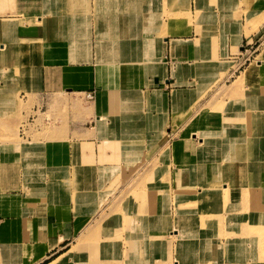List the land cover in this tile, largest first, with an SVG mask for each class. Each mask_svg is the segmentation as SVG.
Masks as SVG:
<instances>
[{
	"label": "crops",
	"instance_id": "1",
	"mask_svg": "<svg viewBox=\"0 0 264 264\" xmlns=\"http://www.w3.org/2000/svg\"><path fill=\"white\" fill-rule=\"evenodd\" d=\"M238 1L0 0L4 99L17 105L22 97L24 108L61 112L60 124L51 130L27 128L32 134L45 131L36 135L40 139L0 140V264L49 263L106 212H129L134 222L149 216L167 226L180 208L172 203L168 213H158L159 205L150 208L143 199L148 189L159 195L168 190L160 176L151 179L164 165L167 147L173 189L212 179L217 156L196 155L202 140L192 134L195 129L186 132L219 85L241 73L246 53L239 47L246 38L264 34L263 28L248 36L242 29L246 15L229 24ZM158 15L164 26L146 22ZM88 92L95 94L91 101ZM252 114L256 129L243 144L242 161L251 175L264 167L259 109ZM238 123L223 119L219 131L230 135L237 124L232 131L239 135ZM82 167L95 172L94 187L80 188L76 170ZM138 175H148L142 200L132 192L117 202ZM53 184H60V191L53 193ZM179 238L181 246L162 245L156 254L178 260L181 249L186 256L185 247L191 250L197 239Z\"/></svg>",
	"mask_w": 264,
	"mask_h": 264
},
{
	"label": "rangeland",
	"instance_id": "2",
	"mask_svg": "<svg viewBox=\"0 0 264 264\" xmlns=\"http://www.w3.org/2000/svg\"><path fill=\"white\" fill-rule=\"evenodd\" d=\"M263 7L264 0H239L236 5H232L229 12L232 18L228 22L230 25L233 24V26H235L237 21H243V18L241 17L246 15L245 26L242 27V29L246 31L248 36L252 34L259 35L260 30L264 28V23L262 22L263 17L260 15V11L262 12L264 10ZM179 9L181 10L180 15L184 16L185 10L182 7ZM187 10H189V8H187ZM257 10L259 13H257ZM252 11L256 14L252 15ZM166 12L169 13L168 11ZM188 12V16L192 18L190 16V10ZM252 16L254 17L251 22ZM181 19L183 18L181 17ZM151 21L153 23H159L163 26L165 25V22L162 20V15H158L157 20L153 21L147 19L146 22L151 23ZM222 22V27L224 29L226 24H224V21ZM253 38H255V36H253ZM239 49L240 51L246 53V60L241 66L242 71L250 68L251 66L258 65V60L262 58L261 54L264 50V34L256 36L253 41H249L246 38ZM262 71H264V60L262 61V64L260 63V70L256 72L255 75L253 73V75L251 74L243 78L244 80L239 86H236L233 82L238 78L240 73H238L236 77L233 76L229 78L227 83L219 85L207 102L202 104L194 114L192 119L193 126L186 133L189 135L191 133L190 131L195 129V132L192 134L198 138L200 137L202 140L199 142L197 141L198 145L194 147L196 148V155L199 154L206 156L207 154L217 156L212 167L213 177L208 183H198L196 186H184L179 183L175 184L173 189L172 185L170 186L172 180L169 175L171 164L168 162V155L170 153L168 147L166 148L163 156L164 165L155 170L154 173L151 174L152 176L150 175L153 180L155 177L158 178V176H160V179L166 183L168 190L166 193L159 195L158 193H154L148 189L143 199L145 198V202L150 208H155L156 205H159L162 209H160L158 213L166 214L169 211L167 207L170 208L172 203L176 204V206L180 208V214H177V217H175L174 220H171L167 226H164L162 223L160 224V222L153 223L154 219L149 216H146L145 219L143 217H139L138 220L141 222L139 223L138 220L134 222L135 217L133 218V215L129 212L125 216L120 214L114 215V212L113 214L107 212L103 213L100 215V220L94 226L86 227V229L83 230L82 236L77 241L79 244H74L70 251L65 255L63 259L64 264H225L227 262H230L231 264H262L261 258L264 254H260L258 252L257 243L241 244V247L234 245L233 248L225 247L221 251L215 250V247L217 248L218 246L217 239H222L220 242L222 241L223 245L227 246L228 240H245L247 238L240 237L237 233L230 232L228 227L225 228L224 234L217 237V239L206 236L205 238L202 237L196 240L199 245L197 244L195 246V241L192 244L191 250L189 247H185L184 250L187 252L186 256H183L180 249V253L178 252L179 256H176L178 260H174L175 257H169L167 254H156L157 249L162 247V245L169 247L170 250L171 246L176 245L179 241L177 245L181 246L179 237L182 235L187 237L195 235L194 229L189 228L191 224H195L194 220H188L190 208L196 209V214L202 218L206 216L210 217L212 220L210 223L212 224L217 223L216 221H213L216 220V218L225 219V217H227L226 213H230L231 210L233 211V209L228 210L227 206H225L224 202H222V192L224 195L228 193L231 194L232 192V188L227 187L226 184H231L233 179H231V177L226 178L224 177L225 175H244L246 181L251 185H254L250 188V190L254 191L255 188L256 194L251 196L248 195L247 198L243 197L242 201H245L244 205L246 207L248 206L250 208L251 204H254V202L257 204L258 201H262V199H264V187H261L264 186V167L261 170H258V172L255 171V173L251 175L248 170L246 171L244 169L242 163V161H246L247 159V150L243 149V144L246 145V143L250 141L249 137L253 132L252 130L256 129L252 125V119L254 117L252 112L255 108L259 109V115L256 114L259 120L257 119L256 121L262 124L261 127L263 128V132L261 134L259 133L257 139L259 142L262 141V143L264 140V97H260V95H258L260 92L255 90V85L252 86L254 77H257L258 73ZM222 75L224 78L225 72H223ZM245 87H247V89H245ZM4 90V88H0L1 141L21 142L28 140L31 136V139L37 140L40 139V137L36 135H42L45 131H42V133L32 134L28 131V127H31L32 125H41L43 128L45 127V130H51L60 124L61 112H52L51 110L45 111V109H39L35 112L29 108H24L22 97H19V103L14 105V101L12 102L11 100L4 99ZM234 90L238 91L232 93L231 91ZM92 93L95 97L94 92ZM14 106L15 110H11ZM8 110L9 112H7ZM24 110L25 112H23ZM248 110L250 111V114H244ZM65 112L66 111H64V113ZM223 119L226 121L227 119L231 120V122L234 123L239 121L238 125H241V127L243 126L241 133L239 135H235V131L234 133L232 131V129L236 128L237 124H235V127H231V135L229 136L230 139H233L232 137L238 138V140L240 139L239 143H235L237 146H232L235 149L233 155L231 156L232 166L231 164L229 166L236 168L234 172L222 171V167L228 166L225 164L228 159H226V156L222 155V152L220 151L222 145H224L225 141L228 139L226 137L227 130L223 134L219 131ZM207 131L210 134L209 137ZM202 132L204 134L201 136ZM187 144L188 143H184L185 149L189 148V145ZM213 144L216 149L214 148L215 151H212L211 153L209 150L212 148L211 145ZM175 148L177 149V146H175ZM220 160H223V163L219 162ZM76 172V178L80 182V188L88 189L89 187L95 186V172L83 167L78 168ZM147 177L148 175L145 177L138 175V177L132 178L126 185L127 188L124 193H122V197L121 195L119 197H115L117 202H122L127 195L126 193L132 192L137 194L139 198L138 201L142 200L140 194L143 192L145 181L147 182L148 180ZM219 178L221 180H219ZM155 181L156 180H154V182ZM150 185L152 188L154 187V183L151 181ZM60 189V184L52 185L53 193L60 191ZM134 199L136 200V198ZM240 208H236V211H239L241 215L256 216L250 211L242 210V212L240 211ZM116 209L118 210L117 206ZM260 214L264 215V212H261ZM202 221L204 222L205 220ZM260 222L264 224L263 221H259L258 219L246 222H228V220H225L223 223L226 225L247 223L252 226H257ZM219 224L221 223L218 220V225ZM207 225L208 223H206L204 227ZM212 228L215 227H206L203 230V233L209 234L210 229ZM220 229L221 228H218L219 231H221ZM253 231L254 227L251 228L252 235ZM213 233L217 232L213 231ZM215 243L216 246L214 247ZM262 245H264V243H262ZM204 246H206L208 250H205L203 248ZM159 251H161V249H159ZM69 258H72V262H67V259Z\"/></svg>",
	"mask_w": 264,
	"mask_h": 264
},
{
	"label": "bare ground",
	"instance_id": "3",
	"mask_svg": "<svg viewBox=\"0 0 264 264\" xmlns=\"http://www.w3.org/2000/svg\"><path fill=\"white\" fill-rule=\"evenodd\" d=\"M263 11L262 12L260 11V15L263 17V21L262 22L264 23V12ZM257 13H259L258 10H257ZM253 17L254 16L251 17V22L253 21V19H252ZM261 57L262 58L260 60H258V62H259L258 65L251 66L250 68H247V69L243 70L240 73L238 78L233 82V83H235L236 86L240 85V83L244 80L243 78H245V77H247V76H249L251 74L253 75V73L255 75V73L260 70V63L262 64V61L264 60V50H263V53L261 54ZM252 83H253L252 86L255 85V87H256L255 90L257 92H260V93H258V95H260V97L261 96L264 97V71L258 73V76L254 77V81ZM237 91L238 90H234V91H231V92L234 93V92H237ZM249 112L250 111L248 110L244 114L247 115V113H248V115H249L250 114ZM230 135L226 132V137L228 139H227V141H225V144L222 145L221 150H220L222 152V155L226 156V159H228L227 163H225L228 166L222 167V171L234 172L236 168L235 167H231L232 166V164H231L232 163V157L231 156L233 155L235 148H233L232 146H237V145H235V143H239L240 139L238 140V138H235V137H232L233 139H230L229 138ZM211 147L212 148H210L209 152L212 153V151H215L216 147L214 146V144L211 145ZM219 162L223 163V160H220ZM225 164H223V165H225ZM230 164H231V166H229ZM224 177H226V178L227 177H229V178L231 177V179H233L232 180L233 182L231 184L230 183L226 184L227 187H231L232 188V192H231V194L228 193V194H225V195L222 192V195H223L222 196V202H224V204H225V206H227L228 210L233 209V211L231 210L230 213L229 212L226 213L227 217H225V219L216 218V220H213V221H216L217 223L216 224H212V223H210L212 221L210 217L206 216V217L202 218V217L198 216V214H196V212H197L196 209L190 208L188 220L189 221L194 220V223H195L194 225L191 224V226L189 227V228H193L194 231H195V235H191V236L193 237V239H197V240L199 238H202V237L205 238L206 236H209V237H211L213 239H217V237H220V236H222L224 234L225 228L228 227L230 229V232L237 233L238 235H240V237H247V238L245 240H241V239L228 240V245L227 246L223 245L222 241L220 242V240H222V239H217V241H218L217 248L215 247L216 243L214 244V247H215L216 251H218V250L221 251L225 247L233 248L234 245H237V246L241 247V244L257 243L258 244V246H257L258 252L260 254H262V253L264 254V245H262V243H264V224L262 222H260L259 225H257V226H252V225H249L247 223L228 224V225L223 223L225 220H228V222H231V221H243V222H246V221H251V220H255V219H258L259 221H263L264 222V215L260 214L261 212H264V205H263L264 204V199H262V201L261 200L258 201L257 204H255V202H254V204H251L250 208L248 206L246 207L244 205L245 201H242L243 197L247 198L248 195L251 196V195L256 194L255 188H254V191L250 190V188L252 186H254V185H251L249 182H247L244 175L243 176H236V174H232L230 176L229 175H225ZM239 179H241V180H239ZM219 180H221V179L219 178ZM261 187H264V186H261ZM236 208H238V209L240 208V211H242V210L250 211L251 213L255 214L256 216L243 215V214L241 215V213L239 211H236L237 210ZM202 220H205V221L203 222ZM218 220L221 223L219 225H218ZM206 223H208V225L206 227H208V226L215 227V228L210 229V233L209 234H204L203 233V230L206 228V227H204L206 225ZM252 227H254L253 235L251 234V228ZM218 228H221L220 229L221 231H219ZM213 231H216L217 233H213ZM194 242L195 241H193V243ZM187 247H189V246H186V248ZM245 247H247V246H245ZM203 248L205 250H208V248L206 246H204ZM69 251H70V249H69ZM69 251H67L65 254L61 255L60 257H58L55 260H53V261H51L49 263H46V264H64L63 259H64L65 255ZM197 252H201V251H197ZM261 260H262V264H264V256H262ZM194 264H196V263H194ZM225 264H231V263L227 262Z\"/></svg>",
	"mask_w": 264,
	"mask_h": 264
},
{
	"label": "built area",
	"instance_id": "4",
	"mask_svg": "<svg viewBox=\"0 0 264 264\" xmlns=\"http://www.w3.org/2000/svg\"><path fill=\"white\" fill-rule=\"evenodd\" d=\"M86 97H87L88 100H92L94 98V95H93L92 92H89V93L86 94Z\"/></svg>",
	"mask_w": 264,
	"mask_h": 264
}]
</instances>
